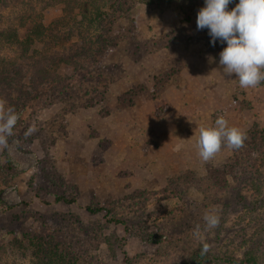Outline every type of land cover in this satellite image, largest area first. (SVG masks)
<instances>
[{
  "label": "rangeland",
  "instance_id": "1",
  "mask_svg": "<svg viewBox=\"0 0 264 264\" xmlns=\"http://www.w3.org/2000/svg\"><path fill=\"white\" fill-rule=\"evenodd\" d=\"M204 6L129 0L112 28L118 45L72 96L49 105L27 100L16 107L19 90L31 99L39 81L0 38L1 86L9 91L0 100L19 117L8 148L0 149V264H28L14 238L47 227L64 230L87 264H191L203 243L210 245L205 263L222 264L256 247L264 229V153L247 144L264 130V83L244 90L235 75L224 76L219 53L227 44L213 45L208 29L197 30ZM32 8L43 9L50 25L64 5L0 0V32L19 26ZM20 33L24 38L26 28ZM133 95L130 106L120 103ZM221 115L246 134L243 147L202 164L189 139ZM62 196L76 202H58ZM90 205L112 213L92 214ZM209 209L220 223L201 241L193 229L203 228Z\"/></svg>",
  "mask_w": 264,
  "mask_h": 264
},
{
  "label": "trees",
  "instance_id": "2",
  "mask_svg": "<svg viewBox=\"0 0 264 264\" xmlns=\"http://www.w3.org/2000/svg\"><path fill=\"white\" fill-rule=\"evenodd\" d=\"M128 2L129 0H50V4L64 5L63 14L50 25L44 24L43 9L32 8L20 17L19 26H12L1 31L0 38L20 51L18 60L24 66L30 65L39 81L32 85L31 91H28L31 92V99L27 92L19 90L21 95L16 103L14 102L16 107L22 106L27 100L49 105L72 96L71 91L77 85L85 84L92 77V71L99 68L110 50L118 45V39L113 36L112 28L119 15L126 11ZM24 28L27 33L24 38H21L20 29ZM20 66L21 64L17 63L14 65L16 70H21ZM3 70L6 69L0 68V94L5 95L9 94V91L1 86V82L7 84L6 77L2 79L5 75ZM62 70H70L71 75L62 73ZM168 80V78L162 80L158 83L159 85L156 83V89H154L156 97L161 88L160 84ZM49 85L54 90L49 88ZM129 93L132 94L131 91ZM95 94L99 96L101 93ZM134 96H131L128 101H124L121 97L120 103L130 106ZM89 102L94 101L90 98ZM258 133L259 135L256 133L247 145L251 149L254 146L260 147L258 152L260 155L264 153V130ZM57 201L73 204L76 199L62 196L57 198ZM87 211L92 214L104 211L112 213V210L107 207L92 205L87 206ZM112 222L124 223L118 219H112ZM25 236L14 238V246L28 264L88 263L85 255L73 248L68 234L62 229L47 227L45 230H36ZM204 259L205 257L200 253L194 257V263L191 264H206ZM222 264H264V229L258 244L252 251L245 253L242 258L230 257Z\"/></svg>",
  "mask_w": 264,
  "mask_h": 264
},
{
  "label": "clouds",
  "instance_id": "3",
  "mask_svg": "<svg viewBox=\"0 0 264 264\" xmlns=\"http://www.w3.org/2000/svg\"><path fill=\"white\" fill-rule=\"evenodd\" d=\"M232 0H205V6L197 14V30L208 29L211 42L226 43L219 53V66L224 76L235 75V81L244 90L255 89L264 83V0H239L228 11ZM0 100V149L8 148V138L19 119L14 108L5 107ZM36 131L35 126L26 135ZM246 134L239 128L229 126L224 116L213 125L194 130L189 140H194L198 160L203 164L213 160L223 149L230 151L243 147ZM203 228L197 224L193 236L203 240V233L219 226L220 217L215 209L206 210L202 216ZM210 245L203 243L201 254H207Z\"/></svg>",
  "mask_w": 264,
  "mask_h": 264
}]
</instances>
